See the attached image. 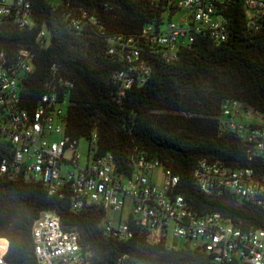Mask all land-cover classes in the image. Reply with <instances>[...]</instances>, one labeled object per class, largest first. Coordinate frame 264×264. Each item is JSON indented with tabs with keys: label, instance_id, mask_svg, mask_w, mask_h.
Wrapping results in <instances>:
<instances>
[{
	"label": "trees",
	"instance_id": "1",
	"mask_svg": "<svg viewBox=\"0 0 264 264\" xmlns=\"http://www.w3.org/2000/svg\"><path fill=\"white\" fill-rule=\"evenodd\" d=\"M32 2L36 26L31 30L0 20V52L8 61L21 49L37 53L34 73L23 80L29 108L45 93L51 67L57 65L75 84L65 123V132L73 140L90 141L97 133L96 155H114L118 170L128 174L135 156L160 161L179 178L178 193L199 213L218 212L244 229H264V209L229 193L207 196L194 181L202 159L231 168L251 165L248 150L253 151L255 143L222 131L219 124L226 101L242 102L264 114V29L255 36L249 33L244 0H227L219 7L228 24L226 41L216 43L209 35L199 34L172 63L160 56L147 57L150 77L144 85H134L121 103L116 101L111 76L123 65L107 55L104 37L91 29H71L65 14L85 10L100 19L108 35H133L148 25H163L165 8L153 0H62L57 6L49 0ZM42 29L50 35L45 49L36 44ZM187 112L192 117L182 121L159 115ZM42 212L56 213L65 231L80 233L81 245L93 253L90 264H122L119 260L124 255L145 264H213L196 251L148 245L141 231L119 243L104 233L101 207L87 206L75 213L69 194L49 196L41 182L23 174L0 176V248L8 242L7 264H37L32 227Z\"/></svg>",
	"mask_w": 264,
	"mask_h": 264
},
{
	"label": "built area",
	"instance_id": "2",
	"mask_svg": "<svg viewBox=\"0 0 264 264\" xmlns=\"http://www.w3.org/2000/svg\"><path fill=\"white\" fill-rule=\"evenodd\" d=\"M153 2L165 8L163 21L169 16L164 30V24L148 25L133 35H108L100 19L85 10L65 14L71 29H91L104 37L107 55L123 65L111 76L118 103L134 85L142 86L150 77L147 57L160 56L172 63L199 34L209 35L216 43L227 40L228 24L219 11L227 0ZM244 11L246 27L255 36L264 29V0H244ZM179 12V22L174 23ZM0 20L31 30L36 26L32 0H0ZM49 38V32L42 29L36 39L38 48H47ZM36 62L37 53L32 49L19 50L11 62L0 52V176L23 174L41 182L49 196L69 194L75 213L87 206L101 207L105 212L101 227L119 243L130 241L141 231L148 245L196 251L210 257L213 264H264V229H244L218 212L199 213L178 193L179 178L160 161L135 156L127 170L130 173L120 172L114 155H96L98 135L94 133L89 141L92 159L88 156L86 165L81 164L80 140L65 132L74 82L54 64L45 93L35 106L25 104L23 80L34 73ZM219 124L222 131L255 143L253 151L248 150L251 165L231 168L202 159L194 171L196 186L207 196L229 193L264 209V114L242 102L226 101L221 105ZM68 150L73 152L69 160L65 159ZM111 212L120 215L118 222L109 218ZM32 238L37 264H90L93 260V253L81 245L80 233L65 231L54 212L40 214ZM170 239L184 241V247H175ZM8 247L7 242L0 248V264H7ZM119 262L145 264L131 261L129 255Z\"/></svg>",
	"mask_w": 264,
	"mask_h": 264
},
{
	"label": "rangeland",
	"instance_id": "3",
	"mask_svg": "<svg viewBox=\"0 0 264 264\" xmlns=\"http://www.w3.org/2000/svg\"><path fill=\"white\" fill-rule=\"evenodd\" d=\"M49 2L52 5L57 6V5L61 4L62 0H49ZM181 15H182V12L177 13L173 17V22L178 23ZM168 24H169V16L166 15L162 29L164 30ZM190 113L191 112L182 113V114L181 113H159V115H161L162 118H166V119L168 118L169 119V118L175 117V118H178L180 121H182V119H187V118L192 117V115ZM54 139H56V137H54ZM79 153L82 155L81 164H83V165H86L88 156H90V158L92 159V154L91 155L89 154V141L87 139H81L79 141ZM72 155H73V152L71 150H68L65 153V159H68V160L71 159ZM65 169H66V167L64 166V170ZM8 205L12 208L14 206V204L12 202H9ZM18 209H19V206H18ZM109 218L118 222L120 215L111 212L109 214ZM169 243L173 244L175 247H179V248L184 247V241H179L177 239L176 240L170 239Z\"/></svg>",
	"mask_w": 264,
	"mask_h": 264
}]
</instances>
